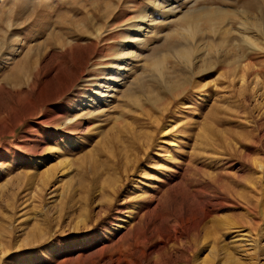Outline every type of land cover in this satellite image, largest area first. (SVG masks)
<instances>
[{"label":"rangeland","instance_id":"obj_1","mask_svg":"<svg viewBox=\"0 0 264 264\" xmlns=\"http://www.w3.org/2000/svg\"><path fill=\"white\" fill-rule=\"evenodd\" d=\"M146 6L0 0V264H264V0Z\"/></svg>","mask_w":264,"mask_h":264},{"label":"bare ground","instance_id":"obj_2","mask_svg":"<svg viewBox=\"0 0 264 264\" xmlns=\"http://www.w3.org/2000/svg\"><path fill=\"white\" fill-rule=\"evenodd\" d=\"M208 11V10H207ZM186 12V11H185ZM222 13V12H221ZM184 15V14H183ZM217 17H218V13H215V12H204V13H200V14H197V15H195V16H191V14L189 15H184V16H182V19L184 18V22H185V24H186V28L185 29H183L182 31L184 32L183 34H181V36H183L184 38H186V39H191V38H193L194 36H196V35H199V34H201V33H204L203 32V30L201 29L202 28V24L203 23H208V25H210V29H211V31H215V27H216V25H217ZM204 29V28H203ZM176 30V29H175ZM173 31V30H172ZM136 34H137V36H136V42L135 43H141V37H142V29L141 28H139V29H137L136 30ZM146 33H150L149 31H146ZM172 33V32H171ZM174 34V33H173ZM144 35V34H143ZM245 43V42H244ZM247 43L249 44V45H251V46H253L254 45V43H252L250 40H248L247 41ZM191 50V49H190ZM198 50V49H197ZM194 52H196L195 50H194ZM190 52H189V50L188 49H186V48H179V49H176V51H175V59H176V61L177 60H182V61H184V62H187V63H189L190 62ZM127 56V55H126ZM128 57V56H127ZM163 59H156V60H154L153 61V63H152V68H153V70H155V72L158 74V76L160 77V78H162V72H163ZM186 64V63H185ZM124 65V64H123ZM187 65V64H186ZM126 66V65H125ZM123 67V66H122ZM112 69V68H111ZM114 69V68H113ZM112 69V70H113ZM124 69V68H123ZM111 70V71H112ZM122 72L124 73V71L121 69V68H118V70L116 69V70H113L111 73H110V79L107 81V83H111V84H109V85H111V86H103V87H101V86H99V87H97L96 88V91H95V94H94V98L96 99V100H106L107 99V97H108V95L110 94V91H112L113 89H114V87H115V85H116V80L118 79V78H120V75L122 74ZM106 78V77H105ZM106 84V83H105ZM104 88H106V89H108V91L107 92H103V89ZM87 102V101H86ZM93 103V102H92ZM89 106V105H88ZM81 111H82V109L80 110V111H77L78 113H81ZM15 122H17V121H15ZM15 129H17V127H15L14 129H12V131H10L11 133H13V131L15 130ZM7 132V131H6ZM9 132V131H8ZM9 132V133H10ZM1 135V134H0ZM4 135H8V133L7 134H4ZM40 160V162L38 161L37 163H38V165H39V163L41 164V161L43 160V158H39ZM37 165V164H36ZM263 222V221H262ZM238 227V226H237ZM237 238L238 237H236V240L234 241L233 240V242L232 243H235V244H238V245H240V244H242V246H238V248H236V249H240V250H243V253L244 252H246V248H248V250L249 251H253V252H255V249H256V240L255 239H251V238H247V239H240V240H237ZM239 239V238H238ZM224 240V239H223ZM223 242V241H222ZM222 242H220L221 244H222ZM263 243H264V240L262 241ZM219 243V244H220ZM214 244V243H213ZM231 245V244H230ZM244 245V246H243ZM215 246H218V241L216 240L215 241ZM222 246V245H221ZM260 246V245H259ZM262 247H264V244H262L261 245ZM223 247V246H222ZM245 247V250L243 249ZM216 248V247H215ZM224 248V247H223ZM222 249V248H221ZM227 249V248H226ZM225 249V250H226ZM229 249V248H228ZM233 250H235L234 248H232ZM223 250V249H222ZM225 250H223V251H225ZM231 250V249H230ZM229 250V252H232L233 253V250L232 251H230ZM221 251V250H220ZM225 252H227V251H225ZM252 252V253H253ZM221 253V252H220ZM224 253V252H223ZM223 253H222V256H223ZM237 253V252H236ZM235 253V254H236ZM242 253V252H241ZM247 253H249L248 251H247ZM251 253V254H252ZM208 254H209V256H211V257H215V256H217V254H215V250L214 249H210L209 251H208ZM235 254H232V255H235ZM250 254V255H251ZM253 254H255V253H253ZM226 256L228 255L227 253L225 254ZM231 255V253L229 254V256ZM231 255V256H232ZM241 255H243V254H240V256ZM245 255V254H244ZM243 255V256H244ZM246 256V255H245ZM244 256V257H245ZM248 256V255H247ZM246 256V257H247ZM254 257V255H251V256H248V257ZM257 256V255H256ZM218 257H220V255L218 256ZM217 257V258H218ZM253 257L251 258V260L253 259ZM224 258V257H223ZM227 257H225V259H226ZM241 258V257H240ZM199 259V258H198ZM222 259V258H221ZM230 259H233L234 260V258H230ZM243 259V258H242ZM241 259V260H242ZM227 260H228V258H227ZM232 260V261H233ZM235 260H237V258L235 257ZM235 260L233 261L235 264H236V262H235ZM240 259L238 260V262L239 261H241ZM247 260H248V258H247ZM254 260H255V258H254ZM198 261V260H197ZM200 261V260H199ZM214 261H215V259H214ZM222 261V260H221ZM230 261V260H229ZM256 261V260H255ZM202 262V261H201ZM228 262V261H227ZM231 262V261H230ZM237 262V263H238ZM242 262V261H241ZM241 262H239V263H241ZM249 262H251V261H249ZM199 263V262H198ZM221 263V262H220ZM223 263H225V262H223ZM245 263V262H244ZM200 264H206V262H204V263H200ZM211 264V263H210ZM213 264V263H212ZM219 264V263H218ZM233 264V263H232ZM253 264H255V262H253ZM256 264H258V261H257V263Z\"/></svg>","mask_w":264,"mask_h":264},{"label":"snow or ice","instance_id":"obj_3","mask_svg":"<svg viewBox=\"0 0 264 264\" xmlns=\"http://www.w3.org/2000/svg\"><path fill=\"white\" fill-rule=\"evenodd\" d=\"M157 2H159V0H146L147 6L143 9L144 15H151L153 19H159V17L154 15V9L152 8V5ZM182 2L183 0H171V5L179 7Z\"/></svg>","mask_w":264,"mask_h":264}]
</instances>
